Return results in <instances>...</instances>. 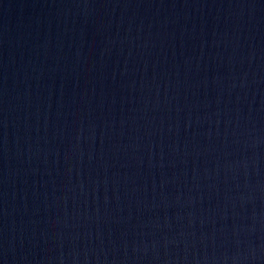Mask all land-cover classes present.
<instances>
[{
  "label": "water",
  "instance_id": "1",
  "mask_svg": "<svg viewBox=\"0 0 264 264\" xmlns=\"http://www.w3.org/2000/svg\"><path fill=\"white\" fill-rule=\"evenodd\" d=\"M0 264H264V0H0Z\"/></svg>",
  "mask_w": 264,
  "mask_h": 264
}]
</instances>
